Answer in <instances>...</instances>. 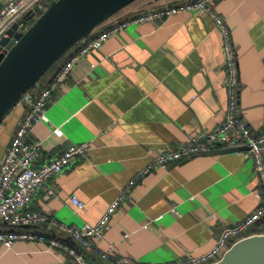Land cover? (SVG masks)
<instances>
[{"label": "crops", "instance_id": "obj_1", "mask_svg": "<svg viewBox=\"0 0 264 264\" xmlns=\"http://www.w3.org/2000/svg\"><path fill=\"white\" fill-rule=\"evenodd\" d=\"M185 1L134 0L92 34L114 21ZM212 6L227 22L236 51L237 115L254 136L264 135V0H212ZM77 46L28 91L36 94L46 86ZM226 103L221 35L200 10H177L112 32L99 48L73 61L68 77L48 99L47 120L29 132V140L41 145L34 165L72 143L88 142L91 148L87 157L37 188L28 208L67 225L96 223L120 188L158 153L222 122ZM26 109L25 102L17 103L0 122V161ZM240 147L224 151V145L215 144L144 174L122 198L102 237L90 238L91 248L49 222L35 223L24 229L45 240L0 243V264H77L71 246L88 264H114L99 256L104 251L137 264L202 254L213 247L223 226L257 205L254 163L245 154L247 147ZM47 188L54 192L49 198L44 197ZM71 194L83 202L81 208ZM263 223L264 216L250 229ZM7 229L0 223V231Z\"/></svg>", "mask_w": 264, "mask_h": 264}, {"label": "built area", "instance_id": "obj_2", "mask_svg": "<svg viewBox=\"0 0 264 264\" xmlns=\"http://www.w3.org/2000/svg\"><path fill=\"white\" fill-rule=\"evenodd\" d=\"M36 5L45 8L46 1L4 0L0 6V39L7 35L8 28L14 22L22 20L24 15ZM194 9L200 10L213 20L222 39L227 91V103L222 122L200 136L189 135L187 140L179 147L158 153L120 188L117 197L108 205L105 212L94 224L84 223L80 227L67 225L42 213L30 210L28 206L35 190L78 158L87 157L91 148L88 142L72 143L51 160L39 165L33 164V161L40 155L41 145L39 141L29 140V132L36 122L47 120L46 106L48 99L55 87L68 77L73 61L78 56L99 48L112 32L124 28L129 23L156 20L177 10ZM29 23L30 21L24 20L19 23L18 28L25 29ZM77 43L78 46L75 51L55 72L46 86L42 87L36 94L26 91L17 101V103L25 102L27 109L19 120L0 161V223L8 228L6 231H0V243L9 245L17 239L39 238L45 240V236H38L24 229V227L35 223L49 222L52 227L70 235L81 247L91 248L90 238L99 239L102 237V233L109 227L110 219L120 201L128 193L130 187L144 174L157 167L167 168L170 164L193 154L210 151L215 144H222L225 147L245 145L247 147L245 154L252 158L258 179V188L255 190L256 207L238 222L223 226L215 244L208 251L199 255L186 253L182 259L164 264H211L219 260L235 241L247 236L251 226L264 216V135L254 136L246 122L236 112L239 86L237 59L231 30L227 22L214 9L212 0H188L180 4L153 8L141 12L133 18L114 21L109 26L99 29L96 33H91L88 37L82 38ZM53 193L51 188H47L44 197L49 198ZM70 199L78 208L83 206V202L77 195L71 194ZM171 211L174 214H179L175 207H172ZM50 242L54 243V241ZM69 251L74 256L77 264H88L84 255L78 250L70 248ZM99 256L102 259L111 260L114 264H137L124 256L112 258L109 251L99 252Z\"/></svg>", "mask_w": 264, "mask_h": 264}, {"label": "water", "instance_id": "obj_3", "mask_svg": "<svg viewBox=\"0 0 264 264\" xmlns=\"http://www.w3.org/2000/svg\"><path fill=\"white\" fill-rule=\"evenodd\" d=\"M45 1V8L34 6L0 39V122L21 95L33 88L71 47L134 0ZM24 20L30 23L21 30L18 25ZM241 149L226 147L224 151ZM211 264H264V233L235 241Z\"/></svg>", "mask_w": 264, "mask_h": 264}, {"label": "trees", "instance_id": "obj_4", "mask_svg": "<svg viewBox=\"0 0 264 264\" xmlns=\"http://www.w3.org/2000/svg\"><path fill=\"white\" fill-rule=\"evenodd\" d=\"M64 56H62V58H63ZM62 58L60 59V60H58L55 64H53L51 67H50V69L51 68H54L55 66H57L60 62H61V60H62ZM264 226V223L263 224H259V225H256V227L254 228V229H250V230H248V232H247V234L250 232V233H254V232H260V228H262ZM257 228H259V229H257Z\"/></svg>", "mask_w": 264, "mask_h": 264}, {"label": "rangeland", "instance_id": "obj_5", "mask_svg": "<svg viewBox=\"0 0 264 264\" xmlns=\"http://www.w3.org/2000/svg\"><path fill=\"white\" fill-rule=\"evenodd\" d=\"M256 227V226H255ZM254 227V228H255ZM254 228H252V229H254ZM257 229H259V228H257ZM254 233H264V226L262 227V228H260V232H254Z\"/></svg>", "mask_w": 264, "mask_h": 264}]
</instances>
